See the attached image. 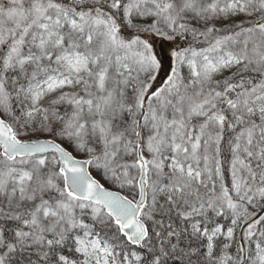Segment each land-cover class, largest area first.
Here are the masks:
<instances>
[{"label": "snow or ice", "instance_id": "snow-or-ice-1", "mask_svg": "<svg viewBox=\"0 0 264 264\" xmlns=\"http://www.w3.org/2000/svg\"><path fill=\"white\" fill-rule=\"evenodd\" d=\"M0 264H264V0H0Z\"/></svg>", "mask_w": 264, "mask_h": 264}, {"label": "water", "instance_id": "water-1", "mask_svg": "<svg viewBox=\"0 0 264 264\" xmlns=\"http://www.w3.org/2000/svg\"><path fill=\"white\" fill-rule=\"evenodd\" d=\"M154 44L157 52L161 55V57H166L168 51L167 42L161 41L159 38H157L154 41Z\"/></svg>", "mask_w": 264, "mask_h": 264}]
</instances>
